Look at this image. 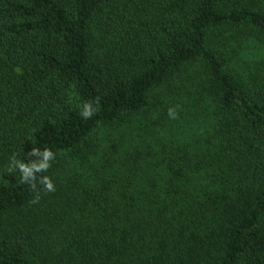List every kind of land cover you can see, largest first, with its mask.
<instances>
[{
	"label": "trees",
	"instance_id": "obj_1",
	"mask_svg": "<svg viewBox=\"0 0 264 264\" xmlns=\"http://www.w3.org/2000/svg\"><path fill=\"white\" fill-rule=\"evenodd\" d=\"M0 264H264V0H0Z\"/></svg>",
	"mask_w": 264,
	"mask_h": 264
},
{
	"label": "clouds",
	"instance_id": "obj_2",
	"mask_svg": "<svg viewBox=\"0 0 264 264\" xmlns=\"http://www.w3.org/2000/svg\"><path fill=\"white\" fill-rule=\"evenodd\" d=\"M45 156L46 157L51 156V153H47L46 152ZM34 167H36V166H34ZM46 167H47L46 164H41V165H39L37 170H41V169H44ZM21 169L26 175L30 173V170L28 168H25L23 165H21ZM45 183H46V187L48 188V190H52L53 186H52L51 182L50 181H45Z\"/></svg>",
	"mask_w": 264,
	"mask_h": 264
}]
</instances>
